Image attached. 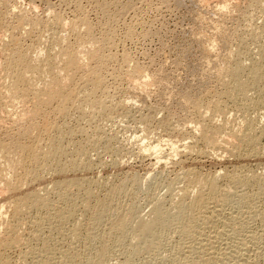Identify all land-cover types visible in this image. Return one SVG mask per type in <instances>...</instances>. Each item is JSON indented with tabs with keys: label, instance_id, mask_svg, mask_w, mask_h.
I'll return each instance as SVG.
<instances>
[{
	"label": "bare ground",
	"instance_id": "6f19581e",
	"mask_svg": "<svg viewBox=\"0 0 264 264\" xmlns=\"http://www.w3.org/2000/svg\"><path fill=\"white\" fill-rule=\"evenodd\" d=\"M11 1L13 2L16 0ZM81 1L80 3H82ZM252 1L254 2V0ZM78 2L79 0L76 1V3ZM93 2L95 3V6H97V10L99 12L97 15L99 19H97L96 22H91L88 20L89 18L87 19V14L85 15V11L81 7V5H79V3L74 4V12L76 13V16L72 21H66L63 18V15L60 13L61 11L56 12V10L52 11L51 9V11L47 9V15H49L48 20L42 21L43 19H34L35 16L32 15L34 11L31 14L32 16L29 15L30 13L28 14L29 16H27L19 10L17 11L15 7L10 5V0H0V32L1 30L2 32L4 30L5 32L10 33V36H8L2 42V50L0 48L2 54V56L0 55L2 57V60L0 61V70L4 72V76L2 75V77L7 82L4 87H0V122L3 123L4 121H7L2 117L3 115H1L2 113H4V111L6 115H10H7L9 119L13 117L15 112L8 111L9 108L15 109L17 105H20L21 107L23 106L24 108V111L21 112V115L18 113L19 116L16 117L15 115H17V113H15V117L13 119H10L16 126V132H8L4 135V137H0V190L8 194L11 193L13 196L11 198L13 200L11 201V199H7L10 201H8L7 203L16 206V211H14L13 213L14 220L11 222L10 227L6 228V230L4 231L5 233L3 235L0 234V240L6 241V244L2 248L0 247V264H10V261L6 257V254L7 252H10V250H12V245L23 237L20 231L13 226L16 220H22L19 222V225H27V227L29 228V238L26 239V241L28 242L27 247L30 248L28 250V254L23 255V259L26 262L27 259H31L32 263L35 262L34 264H37L36 260H39L40 262L43 259L44 262V259L49 257L50 254H53L54 248L58 244H60V242L57 244V235L59 236V239H61L60 236L62 237L64 235V232L67 229V225L69 226L70 223L73 222V217L75 216L74 213L76 212L77 215L76 209L78 210L79 207H81L80 211L82 213L83 220H80V223H78L79 220H77L78 222L76 221L71 224V228L69 231V247L72 246V243H74V241H78L79 243L82 242L83 245L85 244L86 246L80 244L82 248L84 247L85 249L78 251V249L81 248L79 246L80 248H76L77 251H75L74 249L73 251L75 252H72L70 254V251L65 252L66 250H64V253H68L63 255L65 256L64 258L62 254L59 253V255H61L63 258L62 260L61 258H59L60 256H58V258L61 259L60 261H63L62 264H127V259L130 258H128V256L132 255L130 250L128 252L124 250V255L122 256L127 257H123L124 259L121 258L122 261H117L118 263H114L111 260H107L112 254V250L117 247V243L121 242V240L119 239L121 237H124L127 232L130 231V220L136 219V212L133 211L135 210V207L132 205L130 206V208H128V210H130H127L128 214L126 216L125 213L122 214L124 217H122L121 215L118 216L117 212H115L117 210L119 212V208L120 206H122L120 205V201L127 194L128 190L127 187H125V185H127L126 181H133L134 176H127V180L125 179L126 181H124L125 183L123 182L120 185L113 186L109 191H107V195L105 194L106 197L104 196V200L95 198V195L92 191V186L94 185V183H92V179L90 178L91 181L90 179L85 180L83 179L84 177L80 179H66L62 182L53 181L55 184L52 186L54 187V194L56 193V200L58 198L57 204L50 201L48 193L51 192V194L53 195L51 190L47 192V196H44V198L42 197L43 199H39L40 197L35 193V190L32 192L25 190V192L20 193L23 190V184L26 185V182L28 181L35 182V180L40 176V171L47 166L48 168H50V165L53 166V168H51L55 172L53 174L58 175L66 172L73 173L79 170H89L91 166L90 162V165L86 162L85 164H81L79 162L82 157L86 155V152L89 149L94 148L96 145H100L99 142H102L101 144H104L105 148H109V146L112 145L111 143L113 141V138L109 135H105L104 133H100L101 135L96 140L94 139V141L92 140V142L90 140L91 143L89 144L84 143V145L81 142L74 144L75 141H71L72 137L77 133L79 136V133H83L84 130H74L68 128L66 124L60 122L61 119H71L73 118L72 116H74V114H79L78 117L80 119L88 117V121H93L94 119L97 120V118L111 119V116H113L118 110L121 112L123 111L125 115L130 114L127 110L126 102H124L123 100H116V102L109 99V103H107L106 100L109 98L110 90L117 88L116 84L119 86L117 81L122 79L121 76H123L117 74V70L114 71L115 68L110 66V64H122L125 67L128 65V68H130L129 64L130 66H133L131 65L132 60L130 54L124 52L120 57L117 58L112 53L115 36L114 30L111 28V25L122 15L124 16L127 13L126 11L130 7H133L132 5L134 4L135 0H124V2L122 1L121 3L122 5L118 4L120 0L119 2L118 0H93ZM178 2L177 4L181 5V1L178 0ZM235 3H233V0H222L221 2L217 3L218 5L216 7L220 9L219 12H223L224 10L227 11L230 8L234 9L233 7L235 6V8H237L238 4L235 5ZM110 8H113V10L115 8V10L111 11ZM15 23L22 24V26L20 25L21 28H19V26L13 27ZM108 27L109 30L105 34L96 33L97 30L102 32ZM60 28H66L68 30L69 38H66V35L64 38H62V34L59 35V33H57L59 31L58 29ZM227 28L228 27L226 26V29ZM130 35L131 32L129 31L127 33V36ZM226 35L229 34L226 33ZM26 37L34 39V41L30 45H24V38ZM42 38H45L47 41L46 43H49L46 50H44L45 48L41 50H38V48H36L37 41L41 40ZM206 38L205 40L202 39V45L200 47L203 50L204 55L206 56L205 58L207 59L211 51L215 48V46H217V43L214 40H209L211 37L207 40ZM229 39V36H225L226 41H229ZM194 40H196V38ZM197 41L198 40L194 42L197 43ZM227 42L225 43L228 44ZM223 44L221 43L222 46ZM199 45H197V47ZM237 45L238 46L236 47V51L231 53L232 55H238V58L239 55H244L246 53V47L244 46L245 44L243 42H240ZM200 54H202V52ZM234 65L235 66L233 67V69L231 68L232 71L229 72V70L226 69L228 68L226 66V68H224L225 70L223 71V73L229 75V80L228 78H226V80H228V82L226 83L231 86V90L234 91V94L236 92L235 95H238L240 97V100L239 98L237 99V96L236 98H234L239 101L234 100L233 105H235L237 102L236 106L237 108H240L241 105L244 106L245 103L247 104V100H249V98L247 97V92L249 90H253L256 94V98H254V102L252 104H256L255 106L264 105V84H261V82H263L264 80V51L261 54V58L248 67H244L239 62ZM111 67L114 70H111ZM118 67L120 69L121 66ZM134 69L136 72V78H134L136 80L133 79L135 83L133 82L134 84H132L133 86L131 90L138 93L139 95L142 94L145 97L144 94H147L149 87H154L155 85L163 86L166 83H164V79L160 78L159 74H155V72L152 73V71L148 72L142 69L140 70L139 66H136ZM109 77L112 78V81L109 80ZM107 78L110 82L113 83L110 84V82L107 81ZM204 86L202 85L200 88V91L202 89L201 93L196 94L197 91H194L195 94H192L193 92L191 93V91H189V93L184 92L185 95H181L180 104L190 105L191 108L196 111L197 116H199V118L203 120V123L199 122L201 127L198 126V128H196L197 125H195L194 129H192V137L196 140V142L191 147V149L194 147L198 148V144H202L206 148H209L208 150H213V147H215L214 143L216 141H214L213 138L216 137V131L226 128L227 125H229L226 123L229 122H227L228 117L225 118V114L227 112L224 113V110H222V108L220 107V99L222 98L218 99V96H212L208 103H205V106L204 104H201L200 95H202L203 93L208 94L210 91L206 86L204 88ZM160 95L159 97H161ZM29 104L30 106H28ZM180 104L178 106H180ZM235 111H238L236 110V107ZM168 115L166 118H163L158 124L161 126V128H165L166 130L170 131V128L172 126L170 124L173 121L171 118L172 116L170 117ZM211 115L212 117L209 118L210 121H214V118L216 116H218L219 118L224 117L225 119L224 121L222 120V125L210 122L208 120V117H210ZM80 116L83 118H81ZM216 120L217 119H215V122H217ZM245 121H248V119ZM90 122L89 125H91L92 123ZM1 126L0 129H2ZM12 126L13 125H11L10 127ZM148 126L150 127V125ZM95 129L98 130V127H96ZM229 131L230 130H228V132ZM243 131L246 132V130ZM248 131L249 132L247 133L250 134L244 133L241 136V142L245 144L243 153L247 155V157H262V155L264 154V150L263 146L260 145V138H264V128L262 127L260 133H255L257 131H255L253 127L248 129ZM228 132L226 131V133ZM68 140H70V142L72 143H69ZM65 141L68 142L65 143ZM143 141L142 143L144 145L141 144L139 146H142L141 148H144L142 150L146 152H150V150L153 149L155 150L158 147H151V145L149 146L148 144L145 145ZM68 143L69 145H75V147L73 146L74 148H71L72 151L68 150L66 146V144ZM174 144L176 143L170 141V146L172 148L173 146H175ZM108 150L111 149L109 148ZM244 154L240 156H244ZM236 170H234L235 172L231 171L232 174L230 175L229 173H227L228 176L225 175V178L227 180V183L225 182V187L218 186L219 177L210 178V176L207 175H202V177L197 174L196 170H187V173H184L186 178L184 179L187 181V184L195 185V187L192 185L189 188L192 190L193 187V190L195 189V191H193V194H190V192L188 194V191L184 193V190L186 189L185 188L183 190V193L179 196V199L173 202V208L176 209V214H174L173 216L172 223L165 221V216L168 214V210L164 206H161V203L159 202L153 208V211L151 213L153 214V217H151L148 222L146 220L141 221L138 224V228L143 232L149 229H154L158 233L156 240V246L157 248H159L158 250H162L161 248L164 247V245H162V239H164V235L167 233H164L163 231H161V229L167 225L171 226L172 232L178 235L177 238L179 237L180 242L186 240L187 244L185 242H183L185 243V245L181 243V247H185V249H183L182 252H179V249V254L177 250H174L176 248L174 246L175 248H173V250L177 252L176 255L178 254V256L176 258L175 254L172 253L176 258L175 260H172L173 264H259V261L261 259V261H264V250H259L260 243L261 245L263 243V239L261 240L263 236H254L253 232L247 230V228L251 227L248 226V223H250L251 225V222L254 221L255 223H257L259 229L263 231L262 234H264V178H257L258 176L255 177L253 174L240 175L239 173V176V171L237 172ZM246 172H248V170ZM62 179L63 177L61 178V180ZM58 180L59 179H57V181ZM20 182H23V184H20ZM189 185L187 187H189ZM73 189V192H75V194L72 192ZM70 190L73 195L69 194ZM2 192L1 194H4ZM79 200L80 202L78 204L81 205L77 204ZM232 205L234 208H232V211L234 212L231 214L229 213V215H225L223 213L224 209L229 206L232 207ZM77 206L79 207L77 208ZM31 209L36 211V213H39L38 217L41 216V212L44 213V216L41 217H45V214L47 215V217H45V219H35L32 217L35 220H30V217H27L26 214L28 212L29 215V211L32 212ZM229 209L231 208L229 207ZM113 212L116 213L117 217L114 216V218H111V216L115 215V213ZM35 216L37 217V215ZM3 217V213L0 212V221L3 220ZM11 217L13 218V216ZM207 224L208 227H210L209 224H211L214 234L213 236H211V234H208V236L205 232L207 229ZM2 225L4 224L2 223ZM254 225L252 224V226ZM45 229L48 230L50 234L49 237L46 238L44 237ZM53 233L56 235V237H52ZM65 235H67V233H65ZM168 237L169 236H167L166 239ZM63 238L65 242L68 237L65 239L64 236L62 237V239ZM56 239L57 241H55ZM219 240H223V242H225L224 245L222 244L224 246V249L225 246L227 247V249H229V252L226 249V254L223 251L221 252V244L220 247H217L219 245H216V243ZM167 241L168 240L164 242L167 243ZM68 242L66 243L68 244ZM239 242L241 243L240 246L238 244ZM179 245L178 247L180 248ZM37 251H40L43 255L39 254L40 252L38 253ZM253 252H255L256 254V256H254L255 254L253 255L254 257H252ZM121 254H123V252L120 253V255ZM52 256H54V254ZM50 258V262L53 263L52 259H56L57 257H53L52 259ZM230 258L233 259L232 263L229 260ZM47 262L48 263H44L50 264L49 261ZM171 262H169L168 264H172ZM28 263L30 264L31 262ZM53 264H56V262Z\"/></svg>",
	"mask_w": 264,
	"mask_h": 264
},
{
	"label": "rangeland",
	"instance_id": "374dc122",
	"mask_svg": "<svg viewBox=\"0 0 264 264\" xmlns=\"http://www.w3.org/2000/svg\"><path fill=\"white\" fill-rule=\"evenodd\" d=\"M76 1L77 0H75V2L74 0H16L12 2L10 0V5L15 7L17 11L19 10L20 12L26 14L27 16L31 15L32 12L34 11L32 14L33 16H35V18L33 17L34 19H38V18L39 20L43 19L42 21L48 20L49 15H47L48 14L47 9L49 10L51 9L52 11L56 10V12L61 11L60 13L63 15V18L66 21H72L74 20L76 16V13L74 12L75 10L74 4L79 3V5H81V7L84 9L85 15L87 14L86 17L87 19L89 18L88 19L89 21L96 22V20L99 19V17H97L99 12L97 10L98 9L97 6H95V3H94L95 1L93 2V0H89L88 2V0L87 1L79 0L78 3H76ZM80 1L82 3H80ZM122 1L124 2V0H120V2L118 0L119 2L118 4L120 5ZM176 1L178 2V0ZM176 1L175 0H167V1L166 0H149V1L148 0H139V1L135 0L134 4L132 5L133 7H130L126 11L127 13L126 12H125L126 14L124 13L125 14L124 16L122 15L120 18L115 20L111 25V28L114 30V36H115L114 47H113L112 53L117 58L120 57L124 52L130 54L131 60H132L131 65L133 66H130L129 64L130 68H128V65L125 67L122 64H119V65H116L115 63L112 65L110 64V66L115 68L114 70L111 67V70H114V71L117 70L116 71L117 74H119L120 76L121 75L123 76H121L122 79L117 81L119 86L116 84L117 88L110 90L109 98L106 100V102L109 103L110 102L108 101L109 99L112 101L123 100L124 102H126V107L130 114L128 113L129 115H125L123 111L121 112L118 110L113 116H111L112 117L111 119L97 118V120L96 119L93 120L95 123L91 120L90 121L92 123L88 121L89 119L88 117L87 119L86 117L83 118L80 116L84 120L80 119L78 117L79 114L77 115L74 114V116H72L73 118L76 117L74 119L71 118V119H61L60 120V122L66 124L68 128H71L74 130H77V129L84 130L83 133H79V136L77 133L76 135L72 137V140L70 139L72 142L75 141L74 144H77L78 142L79 143L81 142L83 144L84 143L89 144L92 142V140L94 141V139L96 140L97 138H99V136L101 135L100 133H104L105 135H109L113 138V141L111 143L112 145L109 146L111 150H108L109 149L108 147H106L108 148L106 149L105 145L101 144L102 142H99L100 145L98 144L94 148L89 149L86 152V155L84 156L85 158L82 157V159L79 161L81 164L82 163L85 164V162L89 164L90 162L91 166L89 170H82V171L79 170L73 173L66 172V173H62L61 175L60 174L58 175V174H53L55 172L53 169H51L53 168V166L50 165L51 166L50 168H48L47 166L44 168L45 170L43 169L44 171L43 170L40 171V176L38 179L35 180V182L28 181L26 182L27 186L23 184V182H20V184H23L22 186L23 190L21 187L22 191L20 193L25 192V190L30 191V192L35 190V193L40 197L39 199H41L42 197L44 198V196H47L46 195L47 192L51 190L54 196L51 194V192L48 193L50 201L57 204L58 198L56 200V195H55L56 193L54 194V191H53L54 187L52 186L55 184L54 182H62L66 179H72V178L80 179L84 177L83 179L85 180H89L91 178L92 183H94V185L92 184L93 185L92 191L95 195V198L96 199L99 198V200H102L104 196L106 197L107 191H109L113 186L122 184L124 181L127 180V176L128 177L134 176V178L136 179L133 178V181L132 180L130 182L126 181L127 185H125V187H127V190H128L127 194L120 201V205L122 206H120L119 212L118 210L115 212H117L118 216L121 215L122 217H124L122 214L125 213V216H126L128 214V211L130 210V209L128 210V208H130V206L132 205L135 207V210L133 211L136 212V216H135L136 219L130 220L131 223L128 221L130 233L127 232V234L124 237H121L119 239L121 240V242L120 243L118 242L117 247L114 246L116 248L112 250L111 252L112 254L110 253L111 255L110 256L108 255L109 258L107 257L108 258L107 260H111L114 263H118L122 261L121 258L124 257L122 256L124 255V250L127 252L130 250L132 255L128 256V258L129 257L130 258L127 259L129 264H150V263L151 264H168L169 262L177 258L179 252H182V250L185 249V247H181V243L185 242L187 244L186 240L180 242L179 237L177 238L178 235L172 232L171 226L167 225L161 229V231H163L164 233H167L165 234L166 237L167 236L169 237L166 239L164 235V239H162V242H163L162 245H164V247L161 248L162 250H158L159 248H157L156 246V240H157L158 233L154 229H149L143 232L138 228V224L144 220L148 222V220H150V218L153 217V214L151 213L155 205L159 202L161 203V206H164L168 210V214L165 216V221L172 223L173 216L174 214H176L175 213L176 209L173 208V202L179 199V196L183 193V190L185 188L186 189L188 188V189L187 190L185 189L186 191L184 190V193L188 191L187 192L188 194L189 192L190 194L191 193L193 194V191H195V189L193 190V187H192V190L189 189L190 186L193 185L195 187V185L194 184L189 185L187 184V181L185 180L186 179L185 174L187 173V170L188 171L196 170L199 176L207 175V176H210V178L219 177L218 186L220 187H225V184L227 183L225 175L228 176L227 173H229V175L232 174L231 171L235 172L234 170H236L237 168L238 169L236 171L237 172L239 171L238 175L239 173L240 175L253 174L255 177L258 176L257 178L259 177L260 179L264 178V170H263L264 169V154L262 155V157L261 156H255L253 158L250 156L247 157V155L243 153L245 149V144L241 142L242 141L241 136L244 133L250 134L247 132L250 131V130L248 131V129H250L251 127H253L255 131H257L255 133H260L261 132L260 130L262 129V127L264 128L263 126L264 125L263 124L264 123V105L255 106L256 104L254 105L252 104L254 102L253 101L254 98H256V94L254 93L253 90H249L247 92V97L249 98V100H247V104L245 103L244 106L241 105L240 108L239 107L237 108L236 106L237 102L236 104L234 103L235 105H233V101L237 100L238 98L240 100V97L238 95H235L236 92L234 94V91L231 90V86L226 83L229 80V75L226 73H223V71L225 70L224 68L226 67H228L226 69L229 70V72L232 71L233 67L235 66L234 64H236L237 62H239L244 67H248L252 63H254L255 61L261 58V54L264 51V0H254V2L252 0L251 1L249 0H235L234 1L233 0V3L236 2L235 5L238 4L237 8H235L236 7L235 6L233 7L234 9L230 8L227 11L224 10L225 12L223 10H222L223 12L221 11L219 12L220 9L216 7L218 5L217 3L221 2L222 0H204V1L197 0L198 2L196 0L195 1L194 0H183V1L179 0L181 1L180 2L181 5L177 4ZM93 7L96 9H94ZM117 7H120V6H117ZM110 10L114 11L115 8L114 10L113 8H110ZM20 25L22 26V24L20 23L19 24L15 23L13 27L19 26V28H21ZM226 26L228 27L227 29H226ZM58 30L60 32L58 31L57 33H59V35L62 34L61 35V37L63 36L62 38H64L65 35H66V38H69L68 30L66 28H60ZM108 30H109V27L103 30L102 32L97 30L96 33L105 34ZM129 31L131 32V35L127 36V33ZM226 33L229 35H226ZM8 36H10L9 32H5L4 30L2 32L1 30L0 32L1 50H2L1 45H3L2 42ZM225 36L226 37L229 36L231 40L229 39V41L227 40L228 41L227 42L225 40ZM194 37L196 38V40H198L197 43H195L196 40H194L195 39ZM204 37L205 38L207 37L206 40L211 37L209 40H214L217 43V46H215V48L211 51L207 59L205 58L206 56L204 55V52L200 47L202 45L201 43L202 39L205 40ZM24 39H25L23 43L24 45H30L34 41V39H30L27 37ZM223 41L227 42L228 44H226ZM46 42L47 41L45 38L38 40L36 48H38V50L45 48L44 50H46V48H48V45H49V43H46ZM240 42H243L245 44L244 46L246 47L245 48L246 53L244 54L245 56L242 54V55H239V57L237 58L238 55L236 54L232 55V53L236 51V47L238 46L237 44ZM221 43L222 44L224 43L223 46L221 45ZM197 45H199L198 46L199 48L197 47ZM1 50H0V55L2 56ZM201 52L202 54H200ZM223 54L224 55L226 54V55L224 56ZM1 56H0V61L2 60ZM118 66H121L120 69ZM136 66L137 67L139 66L140 70L142 69L148 72L152 71V73L155 72V74H159V77L164 79V83L166 82L165 85L163 86L155 85L154 87L153 86L149 87L148 92H147L148 96L147 94H144L146 98L142 94L139 95L138 93L134 92L133 90H131V88L133 86L132 84L135 83L134 80H136L135 79L136 72L134 69ZM2 75L4 76V72L0 70V87H4L7 84V82L3 79ZM226 78H228V80H226ZM109 80L112 81V78L109 77ZM109 80L107 78L108 82H110ZM112 83L113 82H110V84ZM261 84L262 85L264 84V80L263 82H261ZM202 85L203 86L205 85L210 91L208 94L203 93L202 95H200L201 104H204L205 106L212 96L213 97L218 96L219 98L216 97L218 99L222 98L220 99L221 100L220 107L222 108V110H224L223 111L224 113L227 112L225 114L226 116L225 115L224 116L225 118L228 117L227 122H229V123H226L229 125H227V127L224 128L225 130L219 129L217 130L218 132L216 131V134H215L216 137H214L215 139L213 138L214 141L216 140L215 141L216 144L214 143L215 147H213V150H208L209 148H206L202 144H198L199 147L196 145L198 148L194 147L191 149V147L196 142V140L192 137V132H193L192 129H194L195 125H197L196 128H198V126L201 127L200 123H203L202 122L203 120H201L199 116H197L196 111H194L190 105L180 104L181 95L184 96L185 93L186 92L189 93V91H191V93L193 92L192 94H195L194 91H197L196 94L201 93L202 89L200 91V88ZM113 91H116V92H113ZM159 95L161 97H159ZM223 95H224V98H223ZM236 96H237V99H234L236 98ZM178 103L180 104V106H178L179 105ZM28 106H30V104ZM235 107H236V110L238 111H235ZM22 108L23 106L21 107L20 105H17L15 109L9 108L8 111H13L17 113V115H15L14 113V115L17 117L19 116L18 113L21 115L22 114L21 112L24 111V108L23 109ZM1 115H3L2 117L7 121H4L3 123L0 122L1 125L3 124L2 126L0 125L2 127V129H0V137H4V135L8 132H11V133L16 132L15 131L16 126L15 124H13L12 120H10V119H13L15 116L13 115V117L9 119L8 116L10 115L7 114L8 115L7 116L5 114V111ZM167 115L170 117L172 116L171 118L173 121V122L171 121L172 123L170 124L172 125L170 128V131L166 130L165 128H161V126L158 124L163 118H166ZM144 117H147V118H144ZM211 117L212 115L208 117L209 121H210L209 118ZM216 117L214 118V121L212 120L213 119L212 118L211 119L212 121L210 122L217 123L218 125L220 124L222 125L225 118L224 117L219 118L218 116ZM215 119H217L216 120L217 122H215ZM247 119L248 121H245ZM89 122L91 123V125H89ZM10 124L13 125L12 127L14 129L10 127L11 126ZM93 125L94 126L96 125L95 128L98 127V130L95 129ZM148 125H150V127ZM4 126H7V127H4ZM9 128H11L12 130ZM228 130L230 131L228 132ZM243 130H246V132ZM226 131L228 133H226ZM70 140H68L69 143H72L70 142ZM260 140H261L260 145L263 146V150H264V145H262L264 144V138H260ZM142 141L145 143V145L148 144L149 146L151 145V147H154V146H158V147L155 150L153 149V150H150V152L148 151L146 152L142 150L144 149V148H141L142 146H139L143 144ZM170 141L173 143H176L174 144L176 147L173 146L174 149L170 146ZM67 142L65 141V143ZM69 143L66 144V146L69 151H72L71 148H74L75 145H72V144L69 145ZM243 154L244 156H240ZM247 170L248 172H246ZM60 177L61 178L63 177V179L61 180ZM57 179L59 180L57 181ZM188 185L189 187H187ZM189 190H191L192 192ZM73 191L74 189L72 190V192ZM1 192L2 191L0 190V195H2L0 196V212H2L4 216L3 217L4 221L1 220L4 225H2L0 221V234L3 235L5 233L4 231L6 230V228H9L11 222L14 220L13 213L14 211H16L15 210L16 206L13 204L12 206L11 204L7 203L9 201L7 199H11V201L13 200L11 198L13 197L11 193L10 195L6 192H2L4 194H1ZM73 193L75 194V192ZM73 193H71V190H70L69 194L73 195ZM79 202L80 200L77 202V204ZM78 205H81V204H78ZM233 205L232 207L229 206L231 209H229V207L225 208L223 213L225 215H229V213L230 214L233 213L234 212L232 211L234 209ZM78 207L79 206H77V208ZM80 210H81V207H79L78 210L76 209L77 215L75 212L74 213L75 216L73 217V222H76L77 220H79V222L78 221L77 222L80 223L81 222L80 220H83L82 213ZM31 211L32 212L29 211V215H28V212L26 214L27 217H30L29 218L30 220L31 219L35 220L36 218L45 219V217H47L46 214H45V217H41V216H44V213L42 212H41V216L38 217L39 213H36V211H34L33 209H31ZM31 213H32V216H31ZM33 213H34V216L37 215V217L36 216L34 217ZM117 215L116 213L113 216H111L110 214L111 218H114V216L117 217ZM11 216H13V218ZM32 217L35 219H33ZM20 221L22 220H16L13 226L20 231L23 237L22 239H20L19 241H17L16 243L12 245V250H10V252H7L6 257L10 261V264H29L28 262H31L30 264H34L35 262L32 263L31 259H27V262L23 259V255L28 254V250L30 248V247H27L28 242L26 241V239L29 238V234H28L29 228L27 227V225L22 224L23 227L21 226V224L19 225ZM73 222H71L69 226L67 225L68 231L66 229L67 232L65 231L64 235L62 236V237L65 236V239L68 237L67 240H65V242H64V238L62 239V237L60 236V238L62 239L61 240L59 239V236L57 235L58 241L57 239L55 241H57V244L60 242V244H58L56 247L60 251L57 250L55 247L54 252L52 251L54 256H52L53 254H50L49 257L46 258L50 264L52 263L49 260L50 256H51L50 259H52L53 257L58 258V256H60L59 258L63 260V258L65 257L63 255L68 254V253H64V250H66L65 252L70 251L69 252L70 254L72 252L77 251V249L80 247L81 248L78 249V251L85 249L84 247L82 248V246L80 245V244L83 245V243L82 242L79 243L78 241H77L78 244L76 241H74V243H72V246L69 247V243H70L69 231L71 228V224ZM252 222H251V225L250 223H248L249 224L248 226H251V227L247 228V230L252 231L254 236H259V235L261 237L263 236L262 238L261 237L260 238L261 240L262 239L264 240V234H262L263 231L259 229L257 223H255L254 221ZM252 224L254 226H252ZM206 226H207L206 227L207 229L205 232L207 233V235L211 234V236H213L214 234H213V229H212L211 224H209L210 227H208V224ZM45 230H44V237L46 238V237H49L50 234L48 230H46L47 232ZM207 231L208 232L210 231V232L208 233ZM65 233H67V235H65ZM52 237H56V235L53 233ZM163 240L164 241L168 240L169 242L167 241L166 243ZM263 240H262L263 242L262 245L261 243L259 245L260 246L259 250H264ZM66 242H68V244ZM240 242L238 243L239 246L241 245ZM185 243H183V245H185ZM217 243L216 245H219L217 247H220V244H221V248H220L221 252L223 251L226 254L225 251L227 247L225 246V249L223 248L224 247L223 245L225 242H223V240H219ZM5 244H6L5 240H0L1 248ZM178 245L180 246V248L178 247ZM83 246H86V245L84 244ZM173 248H175L174 250H177V252L180 249L177 255H176L177 252L174 251ZM74 249L75 251H73ZM55 250H56V253L58 252L57 254L55 253ZM228 250L229 249H227V251ZM37 252L39 253L40 251H37ZM122 252L123 254L120 255V253ZM59 253L62 254L63 258L61 255H59ZM172 253L175 254L176 258L173 256L174 254ZM39 254H41V252ZM254 254L255 252L252 253V257L256 256V254L255 255ZM57 258L52 259L53 263L56 262V264H59L60 262V264H62L63 261H60L61 259L58 258L59 259L58 260ZM46 259H44L45 260L44 262L48 263ZM229 260L231 263L233 262L232 258H230ZM261 260L259 261V264H262L264 262ZM38 262L39 260H36L37 264ZM44 262L42 259L39 262V264L41 263L46 264ZM171 263L173 264V261Z\"/></svg>",
	"mask_w": 264,
	"mask_h": 264
}]
</instances>
